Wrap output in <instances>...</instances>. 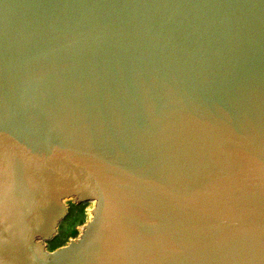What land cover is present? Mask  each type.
<instances>
[{
    "label": "water",
    "instance_id": "water-1",
    "mask_svg": "<svg viewBox=\"0 0 264 264\" xmlns=\"http://www.w3.org/2000/svg\"><path fill=\"white\" fill-rule=\"evenodd\" d=\"M0 264H264V0H0Z\"/></svg>",
    "mask_w": 264,
    "mask_h": 264
},
{
    "label": "rangeland",
    "instance_id": "rangeland-1",
    "mask_svg": "<svg viewBox=\"0 0 264 264\" xmlns=\"http://www.w3.org/2000/svg\"><path fill=\"white\" fill-rule=\"evenodd\" d=\"M65 205L69 210L68 218L58 228L57 237L47 246L49 252L64 247L67 242L75 240L80 234L83 224L89 221L88 211L94 207L92 203L77 206L69 200L65 201Z\"/></svg>",
    "mask_w": 264,
    "mask_h": 264
},
{
    "label": "trees",
    "instance_id": "trees-1",
    "mask_svg": "<svg viewBox=\"0 0 264 264\" xmlns=\"http://www.w3.org/2000/svg\"><path fill=\"white\" fill-rule=\"evenodd\" d=\"M68 215H69V210H68V214H67L66 218L61 222V224L65 222V220L68 218ZM61 224H60V225H61ZM60 225H59V227H60ZM56 237H57V236H56ZM56 237H55V238H56ZM55 238H54V239H55ZM54 239H53V240H54Z\"/></svg>",
    "mask_w": 264,
    "mask_h": 264
},
{
    "label": "bare ground",
    "instance_id": "bare-ground-1",
    "mask_svg": "<svg viewBox=\"0 0 264 264\" xmlns=\"http://www.w3.org/2000/svg\"><path fill=\"white\" fill-rule=\"evenodd\" d=\"M92 204H94L93 202H91ZM94 208V207H93Z\"/></svg>",
    "mask_w": 264,
    "mask_h": 264
}]
</instances>
